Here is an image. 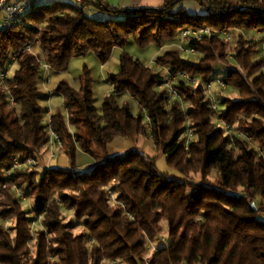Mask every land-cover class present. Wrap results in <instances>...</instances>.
Listing matches in <instances>:
<instances>
[{"label":"trees","instance_id":"16d2710c","mask_svg":"<svg viewBox=\"0 0 264 264\" xmlns=\"http://www.w3.org/2000/svg\"><path fill=\"white\" fill-rule=\"evenodd\" d=\"M85 1L111 17L97 19L59 0L34 6L22 23L0 32V70L17 63L13 77L0 83V218L13 221L8 229L0 225V264H264V55L257 35L246 33L264 31V0H164L159 8L132 9ZM185 1L196 2L203 13L188 12ZM203 26L240 34L233 49L220 35L192 41L198 60L178 49L159 56L156 62L167 73L199 79L195 86L179 77L174 86L182 100L168 101L160 88L166 74L124 47L132 37L142 48L161 47L176 43L182 29ZM38 41L42 59L26 49ZM116 47L122 49L120 71L110 77L112 91L101 107L85 68L79 89L66 81L58 85L66 115L53 113L46 123L42 65L62 71L89 53L105 64ZM230 53L234 63L223 79L239 98L216 99L217 120L204 89L214 80V67L231 62ZM125 92L139 113L119 103ZM220 120L237 132L228 133ZM188 127L194 137L186 145ZM51 131L71 165L14 168L15 161L39 159ZM138 136L151 138L177 174L160 172L157 154L109 153L115 138L135 142ZM78 151L96 164L79 169ZM212 174L215 181L208 179ZM108 189L118 204L110 203ZM23 195L34 200L28 212ZM65 210L72 211L69 219ZM30 213L42 217L35 230ZM163 221L168 244L146 260V242L161 240Z\"/></svg>","mask_w":264,"mask_h":264},{"label":"rangeland","instance_id":"374dc122","mask_svg":"<svg viewBox=\"0 0 264 264\" xmlns=\"http://www.w3.org/2000/svg\"><path fill=\"white\" fill-rule=\"evenodd\" d=\"M90 5L92 8L93 5L92 4ZM106 18H109V17H106ZM246 33L249 36L257 35L259 38L264 39V31H261V32L249 31ZM232 34L234 35L233 40L229 41L230 42L229 46L231 49L234 48L237 42L238 36L240 34V31H235ZM37 44H39V46H37L35 50L33 47H35ZM28 45H30L31 47L30 49H28V46H27L26 48L27 51L34 52L42 59L41 46H40L39 41L35 42L34 44H28ZM171 49H178L176 46V43H167L161 47L151 44L145 48H142L138 46L137 42L135 41L133 37L130 38V40L124 47V50L128 52L129 54H131L134 58L140 60L145 65L151 67L154 71H158V72L161 71L164 75L167 74L166 67L162 66L161 64H158L156 61L159 56L163 55L166 51L171 50ZM121 52H122L121 48L119 47L114 48L112 52V56L110 58L111 61L109 59V61L105 64H102L94 53H89L84 56L74 57L70 61L68 67L62 71H57V70L50 68L48 72L49 75L47 76L49 77L48 79H46L47 78L45 75L46 72L42 71L40 89L44 93L45 96H49L48 98H43L40 101L42 107L44 108L46 112L44 115L45 122L47 123V121L50 119L51 114L53 113L60 112L61 114L66 115L63 97L55 93L54 91L57 89L58 85L63 81L68 82L75 89H79L81 86V78L84 76L85 68L89 70L90 76L92 79V91H93V97L95 99V105L98 108H100L105 96H107L112 91L110 77L112 75L118 74L120 71L118 63L113 62L112 60L114 61L119 60ZM182 56L186 59H192V60H198L200 58V54L182 53ZM228 58L230 59L231 62L227 63V61H223L214 67V72L211 76L213 79H217L219 76L224 75L225 68H227V66H233L234 59L231 53L228 55ZM237 68L240 69L239 67ZM7 69H9L8 77L0 76V83H4L7 81V78L13 77L15 70L17 69V63L13 62L10 68L8 67ZM7 69L2 70V71L6 72ZM241 73L245 76L243 70L241 71ZM214 81L215 82L213 83L212 92L215 98L218 100V102H220V100L224 98H231V99L239 98L237 89L230 87L228 85L225 89H222L220 88V86H218L216 80ZM118 101L121 105L128 104L131 107L133 113L135 114L139 113L140 109H139L138 103L132 98V96L128 92L121 94L118 98ZM184 103L185 104H183V107H185L187 104L186 102ZM220 108L222 109L223 106H220ZM232 131L237 132L235 127L232 128ZM126 144H127L126 150L127 149L143 150V147L141 145H138L136 142H133L129 139H126ZM153 151H154V155L157 154V166L160 172L167 173L170 175L177 174V172L168 165L167 160H166V155L162 152L157 153L154 147V143H153ZM85 159L89 160L92 158L84 152L83 153L80 152L77 154L76 166L79 169H89L88 166L85 164L86 163ZM18 163H19L18 166L15 168H19V169L20 168H30L34 171H42L45 166H49L52 164L62 165V166L71 165L70 158L67 156L65 149H63L62 147L58 148L56 150L55 157H52L51 151L46 146V144L44 147L43 155L40 156L39 159L36 160L33 158H29L26 163H20L19 161ZM196 178H197L196 180H200V176H197ZM208 179L210 181H215L214 174L209 176ZM13 188L16 190V192L21 191V189L16 185H14ZM108 192H109V197H110V203L112 205L118 204V201L116 199V194L111 189H108ZM22 197H23L21 201L22 208L28 212V210H31L28 208H32L34 206V200L32 198L27 197L26 195H23ZM64 213L66 214V219H69L72 216V211L70 210H65ZM29 215L34 218L33 228L35 230V228H37V224H41L42 217L41 215H37L34 213H30ZM261 217L264 218V214H262ZM12 224H13L12 220H4L0 218V225L5 226L6 229L11 228ZM162 224L164 226V230H162L160 233L161 240L158 242L147 240L146 242V246H147V250L145 252L146 260L150 258L153 253L157 252L156 249L158 248V246L163 245L162 240L164 238L166 239L168 238L166 221H163ZM81 230L82 229L80 227L76 231H81ZM108 264H122V263L119 261H112V262H109Z\"/></svg>","mask_w":264,"mask_h":264},{"label":"built area","instance_id":"2783aa9c","mask_svg":"<svg viewBox=\"0 0 264 264\" xmlns=\"http://www.w3.org/2000/svg\"><path fill=\"white\" fill-rule=\"evenodd\" d=\"M74 4L76 7L82 11L90 13L92 11L91 5L86 2L85 0H74ZM35 2L34 0H18L16 2H9L8 0H0V13H2V17L0 19V32H4L8 29H10L12 26L17 25L19 23L23 22L24 15L28 12H30L34 8ZM223 36L226 40L231 41L233 40V34L230 32H220L215 28L209 27V26H203V27H188L184 28L180 31L178 40L176 42V46L179 51L185 54H197V50L194 48V46L191 45L192 41H202L206 38H213L216 36ZM254 40L258 41L262 47L263 55H264V39L259 38L258 36L253 37ZM30 45H28V49H30ZM11 64L9 65L10 68ZM50 68L48 64H43L42 69L43 71H47ZM9 69H7L6 72H3L0 70V76L2 77H8ZM185 79L188 83L192 85H198L199 80L196 78L191 77L187 73H179L178 75H171L167 73L165 75L164 82L160 85L161 89H165L168 93V101H171L174 98H177L179 100H182V97L180 96L178 90L175 88V84L177 83L178 78ZM216 80L218 86L220 88L225 89L227 87V84L225 83L223 79V75L219 76ZM214 80L208 82L205 86L204 92L206 96L210 99V105L214 112L215 118L219 120L218 116V102L213 95L212 87ZM222 126L225 128V130L228 133H233L232 128L235 127L233 125L228 124L227 122L221 121ZM186 136V145L190 141L193 140L194 133L192 128L188 127L185 131ZM249 142L252 143L251 138H247ZM46 146L51 151L52 157H55L56 150L60 147H62V142L58 136V134L51 131L50 140L46 143ZM18 161H15L14 168L18 166ZM19 192V191H17ZM164 244H168V240L164 238L162 240ZM158 248L156 249V251Z\"/></svg>","mask_w":264,"mask_h":264},{"label":"crops","instance_id":"0c3cea01","mask_svg":"<svg viewBox=\"0 0 264 264\" xmlns=\"http://www.w3.org/2000/svg\"><path fill=\"white\" fill-rule=\"evenodd\" d=\"M8 1L13 3V2H16L18 0H8ZM55 1H59V0H34L36 6L50 4V3H53ZM62 1H67V2L74 3V0H62ZM102 1H104L105 3H107V4L111 5V6L125 8V9H132V8H159L164 3V0H102ZM182 5L190 13H203V9L200 7V5L197 4L194 1H185ZM90 15L95 17V18H97V19H104L106 17H111V15L108 14L107 12H104V11H102V10L96 8V7H93V6H92V11L90 12ZM1 17H2V13H0V19H1ZM37 46H39V44H37L33 48L35 49ZM110 61H111V59H110ZM112 61L118 63L119 70H120V59L117 60V61H114V60H112ZM49 70H50V68L47 71H44V72H46L45 73L46 77L49 75L48 74ZM48 78L49 77H47L46 79H48ZM54 92L56 93V91H54ZM48 97L49 96H45L44 98H48ZM135 142L138 145H141L143 147V151H145L148 155H150V156L154 155L153 141H152L151 138H148V137H145V136H138L135 139ZM126 148H127L126 139H124L123 137L115 138L108 146V150H109V153L111 155L122 154V153H124L126 151ZM80 152L83 153L82 151H78L77 154L80 153ZM85 160H86L85 164L88 166L89 169H91L96 164V162L93 159H89V160L85 159Z\"/></svg>","mask_w":264,"mask_h":264}]
</instances>
